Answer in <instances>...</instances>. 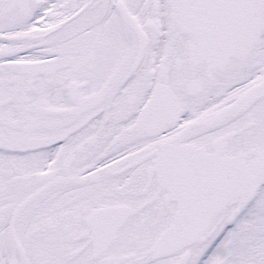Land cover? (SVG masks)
<instances>
[{
  "label": "snow or ice",
  "instance_id": "6c2138e0",
  "mask_svg": "<svg viewBox=\"0 0 264 264\" xmlns=\"http://www.w3.org/2000/svg\"><path fill=\"white\" fill-rule=\"evenodd\" d=\"M0 264H264V0H0Z\"/></svg>",
  "mask_w": 264,
  "mask_h": 264
}]
</instances>
